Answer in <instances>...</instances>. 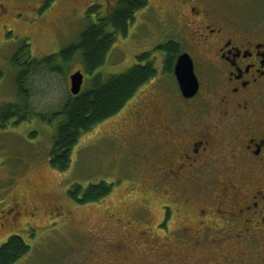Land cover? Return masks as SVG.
Segmentation results:
<instances>
[{
	"label": "rangeland",
	"instance_id": "rangeland-1",
	"mask_svg": "<svg viewBox=\"0 0 264 264\" xmlns=\"http://www.w3.org/2000/svg\"><path fill=\"white\" fill-rule=\"evenodd\" d=\"M1 1L12 2L11 12L31 16L32 24L13 21L12 27L19 37L14 35L13 39L0 42V72L4 74L0 82V106L19 102L17 73L11 63L24 40L30 47L21 63L30 58L43 60L78 43L89 22L98 19L93 14L87 20L91 8L98 7L103 18L118 5V0H47L50 5L46 10L42 7L34 12L32 7L41 6L44 0ZM231 2L230 6L241 14H254L260 7L259 0ZM175 3V0H149V5L136 14L127 37L118 39L105 65L96 72L105 80L111 75L125 74L138 64L140 56L152 52L158 76L142 87L118 115L83 136L74 149L70 169L64 173L51 166V150L60 121L50 124L34 116L50 117L62 110L71 96V76L78 71L85 74L81 57L77 56L66 66L65 74L52 73L41 66L28 76L31 119L0 131V223L5 224L0 230V247L12 236L22 238L30 252L19 264H169L164 250H191L180 244L177 234L187 224L181 223L187 221L183 213L175 217L171 213L170 231L158 227L162 220L161 206L174 202L188 211L187 204L183 199L173 201L168 195L177 193L162 184L167 177L159 183L160 175L156 172L141 174L147 160L144 149L123 148L120 146L123 141L119 143L117 138L123 125L128 130L136 128L139 119L135 114L150 92L164 96L166 110L173 116L176 106H180L176 79L164 75V56L155 52L158 46L169 41L181 44L184 50L190 49L191 42L178 33L179 26L172 17ZM84 82L83 88L88 89L91 77L85 74ZM127 134L129 138L133 136L131 140L135 139V132ZM194 181L200 190L196 192L199 198L213 191L210 178L201 176ZM100 182L113 186L105 200L81 205L69 198L73 185L86 189ZM164 186L168 193L161 191ZM14 201L26 212L16 222L8 215ZM145 204L150 207L147 212L136 208ZM124 245L130 248L127 257L119 252ZM201 247L198 250H204Z\"/></svg>",
	"mask_w": 264,
	"mask_h": 264
},
{
	"label": "flooded vegetation",
	"instance_id": "flooded-vegetation-1",
	"mask_svg": "<svg viewBox=\"0 0 264 264\" xmlns=\"http://www.w3.org/2000/svg\"><path fill=\"white\" fill-rule=\"evenodd\" d=\"M231 1L175 0L172 17L191 42L182 54L193 61L199 91L185 98L174 77L180 104L174 116L164 96L150 92L135 114L136 128L118 131L120 146L146 152L141 174L156 172L159 183L167 177L162 184L177 193L168 195L187 204L188 211L174 202L161 206L158 227L170 231L171 213H183L187 224L177 234L191 248L164 250L169 264H264V0L254 14H241ZM11 3L0 0V42L19 37L13 21L32 24L31 16L11 12ZM201 176L213 183L202 199L194 185ZM13 203L8 215L16 222L26 212ZM119 249L124 257L130 252L127 245Z\"/></svg>",
	"mask_w": 264,
	"mask_h": 264
},
{
	"label": "trees",
	"instance_id": "trees-1",
	"mask_svg": "<svg viewBox=\"0 0 264 264\" xmlns=\"http://www.w3.org/2000/svg\"><path fill=\"white\" fill-rule=\"evenodd\" d=\"M50 1L43 7L46 10ZM149 5V0H118L117 8L101 18L99 8H91V15L98 16L96 22H89L82 32L78 43L64 48L60 53L46 57L43 60L29 59L21 63V58L29 49L30 44L24 40L18 53L13 57L12 67L16 71L17 103L0 106V131H6L12 125L19 126L32 117L30 95L26 87L28 76L37 68L45 66L50 72L65 74L66 66H70L77 56L81 57L84 73L91 77V85L83 88L78 96L69 97L60 112L52 116L37 115L52 124L59 120L51 150V166L64 173L73 162L75 147L83 136L97 125L118 115L138 92L158 76L153 60V53H146L138 58V64L127 73L111 75L108 79L96 72L105 65L108 55L120 37H127L133 25L136 14ZM164 56V75L174 76V67L181 56L183 48L171 41L155 49ZM4 74L0 72V82ZM113 191V186L105 182L91 184L86 189L73 185L69 198L77 204L86 205L105 200ZM30 252L25 241L12 236L0 247V264H19L21 259Z\"/></svg>",
	"mask_w": 264,
	"mask_h": 264
},
{
	"label": "water",
	"instance_id": "water-1",
	"mask_svg": "<svg viewBox=\"0 0 264 264\" xmlns=\"http://www.w3.org/2000/svg\"><path fill=\"white\" fill-rule=\"evenodd\" d=\"M174 74L185 98L189 99L197 95L200 85L190 55L185 53L177 59ZM84 79L85 75L81 71L71 76V94L73 96H78L81 93Z\"/></svg>",
	"mask_w": 264,
	"mask_h": 264
}]
</instances>
